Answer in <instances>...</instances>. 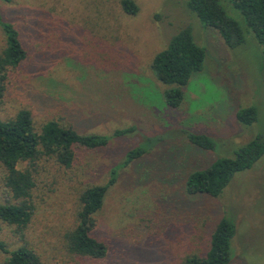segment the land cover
I'll use <instances>...</instances> for the list:
<instances>
[{
  "label": "rangeland",
  "instance_id": "1",
  "mask_svg": "<svg viewBox=\"0 0 264 264\" xmlns=\"http://www.w3.org/2000/svg\"><path fill=\"white\" fill-rule=\"evenodd\" d=\"M129 1L136 12L125 11L122 0H0V13L36 46L11 79L0 117L27 108L37 125L53 119L111 136L106 147L78 149L72 169L39 175L34 246L49 264L59 233L73 221L76 191L108 182L110 169L142 141L138 133L115 137L114 131L134 127L160 135L161 143L118 168L96 215L93 234L109 241L113 264H178L185 254L203 253L222 216L235 224L233 263L264 264V154L216 197L184 190L189 170L232 156L256 136L264 140L262 46L231 5L226 12L245 37L234 48L201 23L187 0ZM185 27L206 56L182 87L181 103L170 107L163 92L172 85L156 78L150 62ZM249 106L257 119L245 125L235 113ZM183 131L206 132L214 150L192 144ZM0 240L15 243L2 223Z\"/></svg>",
  "mask_w": 264,
  "mask_h": 264
},
{
  "label": "trees",
  "instance_id": "2",
  "mask_svg": "<svg viewBox=\"0 0 264 264\" xmlns=\"http://www.w3.org/2000/svg\"><path fill=\"white\" fill-rule=\"evenodd\" d=\"M186 3L203 25L219 33L229 48L242 44L245 38L240 23L226 12L225 4L233 6L262 46L264 55V0H187ZM122 6L129 13L137 11L129 0H122ZM0 30L4 36V45L0 48L1 103L11 79L30 60L36 46L1 13ZM205 56V49L195 42L189 27L180 29L154 55L150 62L153 74L161 82L172 85L163 92L168 106L177 107L181 103L182 87L194 72L202 69ZM235 117L242 124H252L257 119L256 109L253 106L237 109ZM183 132L192 144L214 150L215 141L206 132ZM128 133H138L142 141L129 148L123 161L110 169L106 184L85 185L76 191L73 221L59 233L60 248L54 250L56 257L49 264H113L109 241L93 234L96 215L109 186L117 178L118 168L136 161L161 143L160 135L146 136L134 127L115 130L113 136ZM110 139L109 135L82 133L53 119L37 125L27 108L19 109L13 116L0 117V223L8 228L15 241L10 246L0 240V253L4 255L0 264H47L33 244V225L40 211L35 194L39 175L72 169L78 149L103 148ZM263 154L264 140L256 136L237 146L232 156L218 157L204 168L189 170L184 190L188 194L216 197L236 172L250 168ZM234 232L233 220L222 216L205 252L185 254L178 264H234L231 249Z\"/></svg>",
  "mask_w": 264,
  "mask_h": 264
},
{
  "label": "clouds",
  "instance_id": "3",
  "mask_svg": "<svg viewBox=\"0 0 264 264\" xmlns=\"http://www.w3.org/2000/svg\"><path fill=\"white\" fill-rule=\"evenodd\" d=\"M211 100V98L209 97V101Z\"/></svg>",
  "mask_w": 264,
  "mask_h": 264
}]
</instances>
